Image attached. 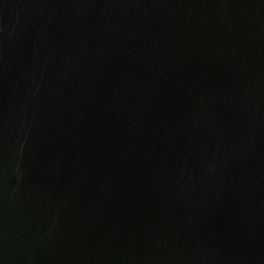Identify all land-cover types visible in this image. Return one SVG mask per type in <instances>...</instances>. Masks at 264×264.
Returning <instances> with one entry per match:
<instances>
[{
    "label": "water",
    "instance_id": "95a60500",
    "mask_svg": "<svg viewBox=\"0 0 264 264\" xmlns=\"http://www.w3.org/2000/svg\"><path fill=\"white\" fill-rule=\"evenodd\" d=\"M0 264H264V0H0Z\"/></svg>",
    "mask_w": 264,
    "mask_h": 264
}]
</instances>
